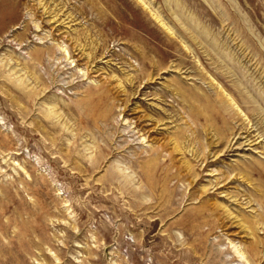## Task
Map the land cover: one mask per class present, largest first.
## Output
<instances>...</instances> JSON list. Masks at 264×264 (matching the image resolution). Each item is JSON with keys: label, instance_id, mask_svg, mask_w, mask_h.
Here are the masks:
<instances>
[{"label": "rangeland", "instance_id": "rangeland-1", "mask_svg": "<svg viewBox=\"0 0 264 264\" xmlns=\"http://www.w3.org/2000/svg\"><path fill=\"white\" fill-rule=\"evenodd\" d=\"M0 264H264V0H0Z\"/></svg>", "mask_w": 264, "mask_h": 264}, {"label": "bare ground", "instance_id": "bare-ground-1", "mask_svg": "<svg viewBox=\"0 0 264 264\" xmlns=\"http://www.w3.org/2000/svg\"><path fill=\"white\" fill-rule=\"evenodd\" d=\"M45 13H47V14H49V13H52L51 11H48L47 9H45ZM50 15H52V14H49V16ZM59 15V14H58ZM58 15H56V14H53L52 16H51V19H53V20H51V21H54V22H58L59 21V18H57V16ZM65 19H67V18H65ZM64 21V20H63ZM49 23H50V21H49ZM64 23V22H63ZM164 23V22H163ZM165 24V23H164ZM64 50V52H66V48H64L63 49ZM134 82V81H133ZM147 84V83H146ZM134 94V93H133ZM124 108V107H123ZM122 108V109H123ZM126 108V107H125ZM126 112V111H125ZM158 121H160V120H158ZM157 121V122H158ZM161 122V121H160ZM153 124V123H152ZM163 125V124H162ZM246 139H248V138H246ZM249 140V139H248ZM235 142V141H234ZM233 145V144H232ZM161 147V146H160ZM160 149V148H159ZM157 154V153H156ZM155 158V157H154ZM240 259V258H239ZM246 263V262H245Z\"/></svg>", "mask_w": 264, "mask_h": 264}]
</instances>
